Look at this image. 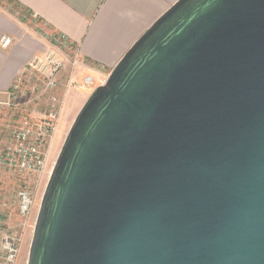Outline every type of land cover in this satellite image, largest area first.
Listing matches in <instances>:
<instances>
[{
	"label": "water",
	"instance_id": "95a60500",
	"mask_svg": "<svg viewBox=\"0 0 264 264\" xmlns=\"http://www.w3.org/2000/svg\"><path fill=\"white\" fill-rule=\"evenodd\" d=\"M28 264H264V0H180L77 115Z\"/></svg>",
	"mask_w": 264,
	"mask_h": 264
},
{
	"label": "crops",
	"instance_id": "0c3cea01",
	"mask_svg": "<svg viewBox=\"0 0 264 264\" xmlns=\"http://www.w3.org/2000/svg\"><path fill=\"white\" fill-rule=\"evenodd\" d=\"M178 1L0 0V40L12 38L10 47L0 46V98L8 95L33 57L50 49L49 35L63 36L79 49L83 61V66L62 75L56 92L60 100L59 124H69L94 90L105 85L129 50ZM8 3L16 6L18 17L6 7ZM88 77L93 79L89 89L71 85L83 83Z\"/></svg>",
	"mask_w": 264,
	"mask_h": 264
},
{
	"label": "built area",
	"instance_id": "2783aa9c",
	"mask_svg": "<svg viewBox=\"0 0 264 264\" xmlns=\"http://www.w3.org/2000/svg\"><path fill=\"white\" fill-rule=\"evenodd\" d=\"M50 49L42 56L33 57L24 73L13 83L9 97L14 99L33 96L34 100L49 96L46 112L27 120L13 133L11 144L0 155V172L24 183L30 177L41 179L46 174L49 147L54 139L60 122V100L56 92L60 87V79L69 69L83 66L79 49L65 37L48 36ZM12 38L0 40L2 48H8ZM72 86L89 89L93 79L88 77L83 83L71 82ZM44 100V99H43ZM18 214L27 220L35 204V196L26 186L17 192ZM1 223V221H0ZM21 236L18 231L0 232V264H17L20 254Z\"/></svg>",
	"mask_w": 264,
	"mask_h": 264
},
{
	"label": "rangeland",
	"instance_id": "374dc122",
	"mask_svg": "<svg viewBox=\"0 0 264 264\" xmlns=\"http://www.w3.org/2000/svg\"><path fill=\"white\" fill-rule=\"evenodd\" d=\"M13 13L20 15L16 6L12 3L6 5ZM37 24L45 31L48 29L39 21ZM35 28V27H34ZM41 30L43 33L44 31ZM39 34V33H37ZM49 35V33H47ZM50 36V35H49ZM49 96L34 100L33 96L14 99L13 96L1 95L0 98V155L11 144L13 133L23 122L31 120L40 113L46 112V104ZM44 99V100H43ZM80 112V111H79ZM79 113H76L69 124H59L58 131L52 140L46 167V174L41 178L30 177L24 183L19 178H13L4 172H0V232L5 234L18 231L21 236L20 254L17 264H28L34 231L39 215L42 200L55 164L60 156L66 138ZM21 186H26L35 196V204L30 217L23 220L18 214L17 192Z\"/></svg>",
	"mask_w": 264,
	"mask_h": 264
},
{
	"label": "trees",
	"instance_id": "16d2710c",
	"mask_svg": "<svg viewBox=\"0 0 264 264\" xmlns=\"http://www.w3.org/2000/svg\"><path fill=\"white\" fill-rule=\"evenodd\" d=\"M60 37V36H59Z\"/></svg>",
	"mask_w": 264,
	"mask_h": 264
}]
</instances>
